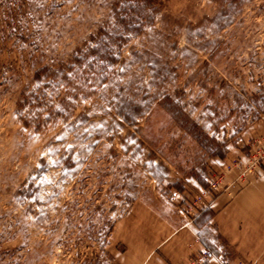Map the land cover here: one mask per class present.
I'll return each mask as SVG.
<instances>
[{"label": "rangeland", "instance_id": "374dc122", "mask_svg": "<svg viewBox=\"0 0 264 264\" xmlns=\"http://www.w3.org/2000/svg\"><path fill=\"white\" fill-rule=\"evenodd\" d=\"M120 1L0 0V264H117L107 254L123 246L105 234L135 203L177 226L204 221L260 150L264 0H157L106 74L82 73L70 119L51 115L57 96L34 73L115 29ZM123 101L145 108L136 125Z\"/></svg>", "mask_w": 264, "mask_h": 264}, {"label": "crops", "instance_id": "0c3cea01", "mask_svg": "<svg viewBox=\"0 0 264 264\" xmlns=\"http://www.w3.org/2000/svg\"><path fill=\"white\" fill-rule=\"evenodd\" d=\"M206 207L209 217L204 221L203 212L177 226L135 203L115 225L111 238L123 249L113 254V261L189 264L195 254L209 249L215 256L207 264H264V166L248 182L230 187Z\"/></svg>", "mask_w": 264, "mask_h": 264}, {"label": "trees", "instance_id": "16d2710c", "mask_svg": "<svg viewBox=\"0 0 264 264\" xmlns=\"http://www.w3.org/2000/svg\"><path fill=\"white\" fill-rule=\"evenodd\" d=\"M116 28L111 30L109 26L101 31L93 41L90 49L82 54L75 55L70 62L58 65H46L34 73L35 83L39 88L45 86L57 96L58 108L52 103L51 115H56L69 120L71 113L75 110L73 99L80 97L83 93L81 85H77L86 69L95 70L99 68L101 73L106 74L119 58V50L131 37L140 35L148 23H153L159 12L157 0H121L113 8ZM90 63V66H86ZM41 96L34 92L21 102V108L25 104L33 107L41 100ZM45 99V98H44ZM46 100V99H45ZM119 117L129 125H136L139 118L145 114V108L134 102L123 101L117 108ZM27 124V122H24ZM39 121L36 129L41 127ZM217 157L224 158L225 151L216 148ZM114 226L109 227L105 236L110 237ZM107 254V253H106ZM112 262L113 257L107 254ZM95 264H101L95 262Z\"/></svg>", "mask_w": 264, "mask_h": 264}, {"label": "built area", "instance_id": "2783aa9c", "mask_svg": "<svg viewBox=\"0 0 264 264\" xmlns=\"http://www.w3.org/2000/svg\"><path fill=\"white\" fill-rule=\"evenodd\" d=\"M264 166V141L260 146V150L256 152V154H251L248 160V164L245 165L241 161H238L235 164V167L238 169V175L234 180L232 185H228L225 188V191L228 190L230 187L237 186L239 184H243L248 182L251 177H254ZM219 185L217 182L213 181L210 182V187L208 189L203 190V195H199L197 199L202 200L205 195L213 196L214 190ZM215 255L209 249H205L200 251L199 253L195 254L192 259L190 260L189 264H207L211 258ZM221 264H224L221 262Z\"/></svg>", "mask_w": 264, "mask_h": 264}]
</instances>
